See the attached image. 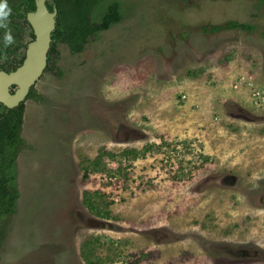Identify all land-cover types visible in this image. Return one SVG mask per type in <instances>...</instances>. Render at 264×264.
Returning <instances> with one entry per match:
<instances>
[{"label":"rangeland","instance_id":"obj_1","mask_svg":"<svg viewBox=\"0 0 264 264\" xmlns=\"http://www.w3.org/2000/svg\"><path fill=\"white\" fill-rule=\"evenodd\" d=\"M115 1L119 20L81 51L58 41L23 101L0 264H86L94 237L98 264H264V105L229 85L264 86V0ZM16 23L0 32L24 44ZM97 188L107 217L83 202Z\"/></svg>","mask_w":264,"mask_h":264},{"label":"trees","instance_id":"obj_2","mask_svg":"<svg viewBox=\"0 0 264 264\" xmlns=\"http://www.w3.org/2000/svg\"><path fill=\"white\" fill-rule=\"evenodd\" d=\"M68 5L69 16L62 14L54 30V36L68 43L70 49L74 52L81 51L89 35L106 29L111 23L119 20V4L117 1H110L105 12L101 15L98 22L90 20V12L94 6L102 0H70ZM65 7H63V10ZM66 18L67 20H62ZM229 25V24H228ZM240 28H250L245 22H230ZM33 35V34H32ZM56 52L55 42H51L48 50V59L51 61L53 53ZM32 90L27 96L32 94ZM24 103L21 101L17 106L6 107L0 113V214L8 212L11 209L14 199L16 198V189L9 185V169L12 165L14 154L20 144V129L23 121ZM147 149L143 146V151ZM134 150L123 149L120 154L126 156L127 153ZM107 154L113 156L106 149L100 150L94 158L88 160L89 165L84 166L83 179L88 177L90 169L101 168L102 157ZM103 191L97 189H84L83 202L97 215L107 217L109 214L108 201L105 200ZM97 238L86 239L82 242L80 255L86 264H98L101 258L95 254V243Z\"/></svg>","mask_w":264,"mask_h":264},{"label":"water","instance_id":"obj_3","mask_svg":"<svg viewBox=\"0 0 264 264\" xmlns=\"http://www.w3.org/2000/svg\"><path fill=\"white\" fill-rule=\"evenodd\" d=\"M55 10L49 11L44 0H36V8L27 13L35 37L28 43L22 63L9 72L0 70V100L12 107L23 100L34 81L41 75L50 46L51 31L55 26ZM17 84L10 92L9 84Z\"/></svg>","mask_w":264,"mask_h":264},{"label":"flooded vegetation","instance_id":"obj_4","mask_svg":"<svg viewBox=\"0 0 264 264\" xmlns=\"http://www.w3.org/2000/svg\"><path fill=\"white\" fill-rule=\"evenodd\" d=\"M6 2H7V5L9 4V2L14 4V5L10 6V8L12 9L11 12H10V15L8 16V21H10V22H8V23L5 22V23H6L7 26L10 25V23H11V26L13 28L16 27V29H15V37H16V35L18 33V29L20 28L17 25V23H16L17 19L24 20L28 24V26L30 27V31H29L30 39L28 41H26V43H24V44H22V41L21 42L20 41L19 42H15V43L12 42L10 44L6 43V36L3 33L0 32V34L2 35V39L4 40L2 42V46L0 47V58H2L1 54H2L3 51L7 52L6 53V57L4 59L0 60V70L9 72L11 70H14L17 66H19L22 63V61H23V59H24V57L26 55V50H27L28 43L35 37L34 30H33V27H32V25H31V23H30V21L28 19L27 13L29 11L35 10V8H36V0H14V2H13V0H6ZM44 2H45V5H46V7L48 8L49 11L55 10V15H54L55 16V26H54V28L51 31L50 44H51V42L54 41L55 42V49H56V43L58 41L65 42L68 45V43L66 41L58 39L57 37L54 36V30H55V28H56V26L58 24L60 16H62L63 13L66 14V12H67V15L65 17L69 16L70 8H67V7L72 2L70 0H44ZM63 7H65L64 10H63ZM61 19L64 20V21L67 20L66 18H64V19L61 18ZM6 34H8V33H6ZM11 36H12V34H11ZM20 47L23 48V50H21L20 53H17L18 48H20ZM49 48H50V46H49ZM46 61L47 62H46L45 68L50 63V61L48 59V52H47ZM33 84H31V86H30V88H29V90L27 92V95L32 90ZM16 87H17V84L11 83V84H9L8 89H9L10 92H13L16 89ZM27 95L25 96V98L27 97ZM24 99L21 100V101H24ZM21 101H19L14 106H17ZM14 106H12V107H14ZM0 107H1V109H0V113H1V111L3 109H5L6 107L8 108L9 106H7L5 103H3L0 100Z\"/></svg>","mask_w":264,"mask_h":264},{"label":"built area","instance_id":"obj_5","mask_svg":"<svg viewBox=\"0 0 264 264\" xmlns=\"http://www.w3.org/2000/svg\"><path fill=\"white\" fill-rule=\"evenodd\" d=\"M248 72H242L230 82V87L232 86L235 90H240L242 87L247 88V99L251 104L255 106L264 105V86L255 85L253 79L248 75Z\"/></svg>","mask_w":264,"mask_h":264},{"label":"clouds","instance_id":"obj_6","mask_svg":"<svg viewBox=\"0 0 264 264\" xmlns=\"http://www.w3.org/2000/svg\"><path fill=\"white\" fill-rule=\"evenodd\" d=\"M11 10L8 8L6 0H0V27H6V21L8 16L10 15ZM13 38L10 34H6V43H12Z\"/></svg>","mask_w":264,"mask_h":264}]
</instances>
